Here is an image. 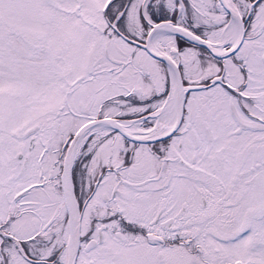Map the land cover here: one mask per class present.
I'll return each mask as SVG.
<instances>
[{
  "label": "snow or ice",
  "instance_id": "obj_1",
  "mask_svg": "<svg viewBox=\"0 0 264 264\" xmlns=\"http://www.w3.org/2000/svg\"><path fill=\"white\" fill-rule=\"evenodd\" d=\"M0 264H264V0H0Z\"/></svg>",
  "mask_w": 264,
  "mask_h": 264
}]
</instances>
